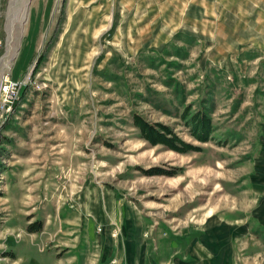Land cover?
I'll return each instance as SVG.
<instances>
[{"label": "rangeland", "instance_id": "374dc122", "mask_svg": "<svg viewBox=\"0 0 264 264\" xmlns=\"http://www.w3.org/2000/svg\"><path fill=\"white\" fill-rule=\"evenodd\" d=\"M254 3L29 0L20 26L22 0H0V264H83L88 243L71 227L90 180L177 230L233 216L229 264H264V11ZM187 107V120L211 117L208 141L192 135ZM134 114L197 150L152 145ZM152 167L179 171L146 175Z\"/></svg>", "mask_w": 264, "mask_h": 264}, {"label": "crops", "instance_id": "0c3cea01", "mask_svg": "<svg viewBox=\"0 0 264 264\" xmlns=\"http://www.w3.org/2000/svg\"><path fill=\"white\" fill-rule=\"evenodd\" d=\"M129 1L141 0H120V5L125 7ZM254 2L252 10L261 14L264 0ZM83 195L82 214L75 222L78 226L71 227L73 240L86 239L88 243L83 264H229L234 256V240L241 233L233 216L211 218L203 221L202 227L186 224L177 230L162 223L153 211H146L152 206L140 209L118 191L94 180ZM238 219L249 223L248 218ZM97 226H103V231L98 232ZM70 245L75 249L78 244Z\"/></svg>", "mask_w": 264, "mask_h": 264}, {"label": "trees", "instance_id": "16d2710c", "mask_svg": "<svg viewBox=\"0 0 264 264\" xmlns=\"http://www.w3.org/2000/svg\"><path fill=\"white\" fill-rule=\"evenodd\" d=\"M190 113V109L187 107L182 118L185 119L186 125H188L192 135L198 140L208 141L209 138L207 137V134L209 136L213 129L211 117L207 112H197L192 114L191 118L187 120ZM134 124L140 129L143 138L149 141L152 145L163 144L170 149L181 153H188L197 150L196 146L183 140L173 130H171L168 125L165 126L160 123H150L139 114H134ZM144 171H146V175L163 174L173 176L178 173L179 168L165 170L159 167H152ZM33 226H35L33 230H37L38 227H36L35 224H32L31 227Z\"/></svg>", "mask_w": 264, "mask_h": 264}, {"label": "bare ground", "instance_id": "6f19581e", "mask_svg": "<svg viewBox=\"0 0 264 264\" xmlns=\"http://www.w3.org/2000/svg\"><path fill=\"white\" fill-rule=\"evenodd\" d=\"M22 2H23V6H22V8L20 9L21 11L19 12V14H18V16H17V21L19 22V24H20V26H21V24L22 23H24V21L26 20V17H27V11H28V2H29V0H22ZM15 22V21H14ZM12 23V25H10V27H11V33H12V35H11V37H13V30H15L16 28H15V23ZM10 31V30H9ZM17 31V30H16ZM10 34V33H9ZM99 231L101 232L102 231V229L101 228H99Z\"/></svg>", "mask_w": 264, "mask_h": 264}]
</instances>
